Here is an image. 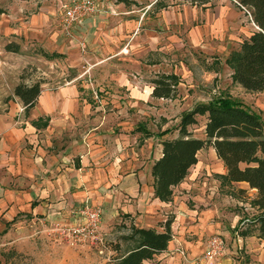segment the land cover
<instances>
[{
  "label": "crops",
  "instance_id": "crops-1",
  "mask_svg": "<svg viewBox=\"0 0 264 264\" xmlns=\"http://www.w3.org/2000/svg\"><path fill=\"white\" fill-rule=\"evenodd\" d=\"M214 1L199 4L201 25L191 31L193 42L215 38L238 46L257 30L233 1ZM102 12L97 9L76 25L89 33L94 17ZM116 14L111 9L107 16L121 28L127 26L128 21ZM13 32L8 25H0V35ZM3 49L7 52L6 45ZM4 106L0 113V240L8 250L24 254L33 264L84 263L85 254H79L91 248L71 250L50 241L42 222L72 223L74 211L88 204L102 211L104 262L118 263L127 254L133 229L162 232L170 217L173 237L167 250L142 264H200L207 239L218 233L232 245H227L222 260L211 264H264V242L239 235L242 218H231L228 210L235 186L251 192L253 198L256 191L243 182L223 183L225 169L212 148L217 168L203 164L199 151L197 164L173 188L171 201L161 202L154 197L151 168L161 157L165 137L139 139L116 114H105L102 107L79 99L74 85L55 92L41 89L35 107L24 116H20L24 106L14 95ZM38 118L45 123L37 128L32 121ZM226 226L234 230L235 238Z\"/></svg>",
  "mask_w": 264,
  "mask_h": 264
},
{
  "label": "rangeland",
  "instance_id": "rangeland-1",
  "mask_svg": "<svg viewBox=\"0 0 264 264\" xmlns=\"http://www.w3.org/2000/svg\"><path fill=\"white\" fill-rule=\"evenodd\" d=\"M95 2L98 11L104 12L96 14L95 24L87 33L83 25L65 29L58 0H0V25H8L14 31V34L0 35V113L5 109L4 104L13 99V90L18 84L39 83L40 89L48 92L74 85L79 99L92 107H102L105 114H116L139 139H147V133L149 138L154 137L153 141L163 137L177 138L184 114L222 95L229 96L264 120V93L248 92L234 84L232 71L224 64L228 54L239 45L215 38L191 40V31L201 25L198 2ZM213 3L216 2L212 0L210 4ZM111 9L128 21V25L121 28L118 21L110 19L107 14ZM7 44L13 45L18 52H6L3 48ZM52 54L57 56L46 57ZM160 75L178 78L174 99L147 97L153 90L151 82ZM24 111L20 116H24ZM195 119L196 123L188 130L196 138L204 139L206 117L195 116ZM164 131L168 133L160 137ZM199 159L214 169L218 166L210 148L203 149ZM220 195L223 199L224 192ZM232 196L233 205L228 206L231 218H242L241 223L260 214L252 205L251 192L235 186ZM226 228L231 238H235L234 230L230 226ZM222 238L226 247H231L230 239L224 235ZM82 254H85L82 257L85 262L77 264H117L104 262L94 248L79 255ZM0 264H33V261L16 250H8L0 240Z\"/></svg>",
  "mask_w": 264,
  "mask_h": 264
},
{
  "label": "trees",
  "instance_id": "trees-1",
  "mask_svg": "<svg viewBox=\"0 0 264 264\" xmlns=\"http://www.w3.org/2000/svg\"><path fill=\"white\" fill-rule=\"evenodd\" d=\"M200 5L212 0H191ZM236 7L250 17L257 28L242 40L236 50L225 59V65L232 71L231 80L244 90L264 93V0H231ZM8 52L17 53L13 45H6ZM57 56L46 55L47 58ZM152 98L171 100L176 97L178 78L175 75H160L151 82ZM40 84L27 86L18 84L13 95L24 106L27 115L36 105L40 95ZM195 116H205L204 139L196 138L188 127L196 123ZM45 120L32 121L35 127L44 125ZM168 131L160 135L167 134ZM149 134L147 133V136ZM178 137L161 142V157L151 168L154 197L161 202H170L173 188L179 185L197 164V154L205 148H212L225 169L223 183H246L255 190L252 205L260 214L244 220L237 226L242 236H255L264 242V120L250 109L232 100L227 95L218 96L207 103H201L184 114L178 125ZM172 219L167 218L163 231L133 229L129 238L131 249L117 264H142L167 250L172 240Z\"/></svg>",
  "mask_w": 264,
  "mask_h": 264
},
{
  "label": "built area",
  "instance_id": "built-area-1",
  "mask_svg": "<svg viewBox=\"0 0 264 264\" xmlns=\"http://www.w3.org/2000/svg\"><path fill=\"white\" fill-rule=\"evenodd\" d=\"M62 23L66 30L80 23L97 11L95 0H58ZM24 108L20 109L22 112ZM74 221L63 224L48 222L43 224V234L50 241L70 248L85 246L97 249L103 254L105 247L104 235L101 231L102 211L99 207L85 204L74 211ZM226 242L220 235L210 236L204 250L198 258L201 263H216L226 254Z\"/></svg>",
  "mask_w": 264,
  "mask_h": 264
}]
</instances>
